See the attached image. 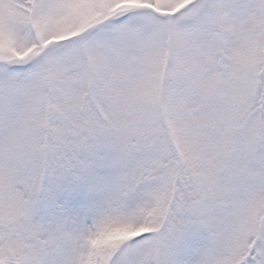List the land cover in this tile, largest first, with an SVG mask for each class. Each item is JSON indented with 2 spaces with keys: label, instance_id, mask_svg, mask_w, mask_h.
I'll list each match as a JSON object with an SVG mask.
<instances>
[{
  "label": "snow or ice",
  "instance_id": "obj_1",
  "mask_svg": "<svg viewBox=\"0 0 264 264\" xmlns=\"http://www.w3.org/2000/svg\"><path fill=\"white\" fill-rule=\"evenodd\" d=\"M0 264H264V0H0Z\"/></svg>",
  "mask_w": 264,
  "mask_h": 264
}]
</instances>
